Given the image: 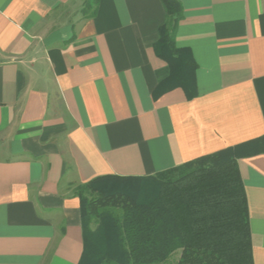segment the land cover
Here are the masks:
<instances>
[{"label": "crops", "instance_id": "crops-1", "mask_svg": "<svg viewBox=\"0 0 264 264\" xmlns=\"http://www.w3.org/2000/svg\"><path fill=\"white\" fill-rule=\"evenodd\" d=\"M0 0V264H78L74 189L148 177L264 135V0H179L176 88L153 46L161 0ZM253 264H264V154L240 157Z\"/></svg>", "mask_w": 264, "mask_h": 264}, {"label": "trees", "instance_id": "trees-1", "mask_svg": "<svg viewBox=\"0 0 264 264\" xmlns=\"http://www.w3.org/2000/svg\"><path fill=\"white\" fill-rule=\"evenodd\" d=\"M165 20L155 55L169 75L153 91L197 97V65L175 36L179 0H161ZM99 0H87L93 17ZM264 154V135L148 177L104 176L74 189L80 202L83 252L78 264H253L248 206L237 160ZM92 225H96L92 229Z\"/></svg>", "mask_w": 264, "mask_h": 264}, {"label": "rangeland", "instance_id": "rangeland-1", "mask_svg": "<svg viewBox=\"0 0 264 264\" xmlns=\"http://www.w3.org/2000/svg\"><path fill=\"white\" fill-rule=\"evenodd\" d=\"M96 225H92V229H95ZM179 257V252L175 253L169 261H167L165 264H176Z\"/></svg>", "mask_w": 264, "mask_h": 264}]
</instances>
